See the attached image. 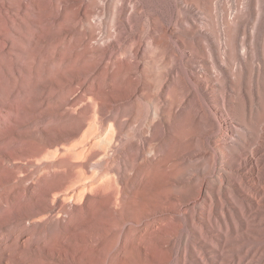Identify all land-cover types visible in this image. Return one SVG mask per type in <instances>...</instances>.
Segmentation results:
<instances>
[{
	"label": "rangeland",
	"instance_id": "obj_1",
	"mask_svg": "<svg viewBox=\"0 0 264 264\" xmlns=\"http://www.w3.org/2000/svg\"><path fill=\"white\" fill-rule=\"evenodd\" d=\"M203 98L234 125L213 139L226 186L230 152L261 139L264 165V0H0V260L19 264L21 251L37 264L44 244L59 248L51 238L68 234V259L88 264L81 246L92 232L99 242L113 235L100 264H137L132 244L147 215L125 240L100 192L69 198L80 158L68 147L101 138L85 161L92 183L125 185L137 202L158 192L193 202L204 176L205 190L217 188L197 154ZM142 137L148 145L138 149ZM155 166L160 173L143 182ZM204 199L194 212L208 221L205 235L189 228L177 256L178 245L159 251L164 237L154 248L162 262L264 264V192L235 231L226 229V197L210 220ZM19 234L24 248L13 243Z\"/></svg>",
	"mask_w": 264,
	"mask_h": 264
},
{
	"label": "bare ground",
	"instance_id": "obj_2",
	"mask_svg": "<svg viewBox=\"0 0 264 264\" xmlns=\"http://www.w3.org/2000/svg\"><path fill=\"white\" fill-rule=\"evenodd\" d=\"M205 104L206 102L203 98L199 110L203 117L202 130L196 139L202 149L199 148L197 154H199L201 158L209 161V169L211 170V172H209L212 173V179L216 181L217 188L212 191L205 190L208 184H210V177L204 176L201 180L197 181L195 192L192 194V199H194L193 202H185L172 194L173 192H158L141 202H137L136 197L138 193L132 192L127 195L125 185L117 186L115 183H110L102 186L101 181L92 183L94 182L95 172L92 171L90 174L86 173L85 161L86 157L99 145L98 142L101 138L92 140V144L87 145L86 140H84L80 146L72 143L70 147H68L67 154H69V156L80 158L78 160L80 168L78 170L71 168V175L78 178L75 182L78 186L76 187L74 183L75 185L72 184L68 187V189L72 187L75 188V190L70 191L68 195L69 198L78 199L86 193H92L93 191L100 192L102 206L112 213L109 227L111 229L115 228L116 223H120L121 220H123L124 229L122 231V236L125 240L130 232L131 223H137L140 216L147 215L148 218L142 223L137 239L132 244V248L134 252L136 251V255L141 257L137 264H164L160 258V254L154 251L158 242L162 241L164 237L168 240L167 245H162L157 248L161 253H164L168 251V245H178L172 255H174V253L178 254V251L181 252L183 248V238L188 234L189 228L193 231L197 230L199 236L203 237L208 221L207 219L201 222L200 220L198 221L199 217L194 212L195 206L200 203L201 200L203 201V198L207 200V202L203 204L208 206V219L210 220V213L214 212L215 208L217 210L224 209L223 197H226L227 231L239 229L240 225H242L241 222H244L243 216L246 217V214L251 213L253 209L257 208L259 202L262 200L264 184L261 182L264 180V165L258 160V154L262 149L261 144L263 142H260L261 139H259L260 141L253 144L248 152L242 149L238 153L230 152V155L227 156L229 160L226 161V186H224V179L222 177L224 168L223 164L220 165L222 162H219L221 146H214L213 139L217 137L220 141L226 138L229 135L227 131H232L234 125L232 122H225L219 119L216 114H212L210 110L208 111L206 109ZM208 115L213 117L210 118ZM150 125L151 124L148 126ZM259 134L264 140V124L260 125ZM147 145L146 140L142 137L137 144V148L143 149V147ZM159 163H161V161H159ZM150 171H147L144 179L142 178L143 182L150 178L148 175L154 174L157 176L160 173L156 166L154 167L155 172L153 169L151 172ZM148 172L151 174H148ZM216 173H219V176H215ZM92 212H94V210L90 209V218L92 217ZM221 220H223V218H221ZM57 222L58 220L56 223ZM24 237L25 236L22 234L17 235L13 240L14 245L19 242L20 247L24 248L26 242ZM68 237V234L53 236L51 240L57 241L62 246L53 249L52 245L44 244L43 250L45 255H42L40 250L36 249L35 252L41 254V259L37 264H81V262L74 260V258H76L75 256H70V259H68L66 249ZM99 237L100 236L97 234L89 232V235L83 241L81 248H83L84 251L82 255L87 258L88 264H100L103 259L101 256L112 242L113 235L107 234L101 242L98 241ZM144 238H146V240H144ZM20 254L21 251H17L19 264H26L23 258L20 257ZM201 259L203 258L201 257ZM0 264H13V262L11 257L7 256L0 260ZM106 264H111V262L106 261ZM230 264H234L233 261Z\"/></svg>",
	"mask_w": 264,
	"mask_h": 264
}]
</instances>
